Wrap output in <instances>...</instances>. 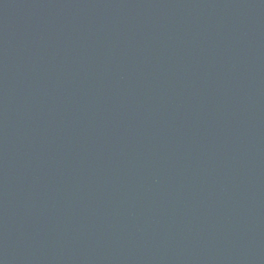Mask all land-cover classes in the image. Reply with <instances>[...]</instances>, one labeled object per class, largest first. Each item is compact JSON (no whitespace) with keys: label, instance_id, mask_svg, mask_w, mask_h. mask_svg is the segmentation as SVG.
Returning a JSON list of instances; mask_svg holds the SVG:
<instances>
[{"label":"water","instance_id":"obj_1","mask_svg":"<svg viewBox=\"0 0 264 264\" xmlns=\"http://www.w3.org/2000/svg\"><path fill=\"white\" fill-rule=\"evenodd\" d=\"M0 264H264V0H0Z\"/></svg>","mask_w":264,"mask_h":264}]
</instances>
